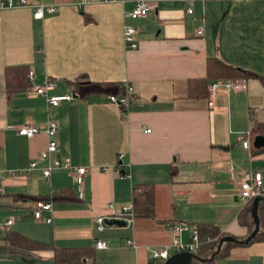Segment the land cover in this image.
<instances>
[{
    "label": "crops",
    "instance_id": "1",
    "mask_svg": "<svg viewBox=\"0 0 264 264\" xmlns=\"http://www.w3.org/2000/svg\"><path fill=\"white\" fill-rule=\"evenodd\" d=\"M42 1L57 4L56 10L41 18L28 7L0 11V264H53L50 248L8 244L10 231L57 247L89 245L99 254L129 255L134 264H152L149 249L172 241L166 222L212 225L223 236L253 238L260 201L255 210V199L241 201L233 179L248 168L264 173V154L252 143L264 134V0H149L151 11L139 17L126 14L135 0ZM127 23L138 28L136 48L124 43ZM210 56L259 76H240L245 86L239 89L219 87L212 105L207 95L188 97L187 80L206 75ZM12 64H25L33 76L8 94L4 68ZM48 77L54 80L49 94L73 98L47 104L34 89ZM77 80L120 81L132 91L121 106L106 93L79 97ZM47 120L58 123L60 156L88 167L82 197L65 169L48 179L38 168L9 173L27 167L48 140L43 131L27 137L15 126ZM246 137L249 147L242 144ZM138 182L153 183L158 220L138 216L97 231L96 216L118 219ZM64 187L75 199L45 198L51 210L42 214L52 222L35 220L36 199L25 195ZM9 216L13 223L4 230ZM96 240L117 247L96 249ZM216 263L264 264V241L233 246Z\"/></svg>",
    "mask_w": 264,
    "mask_h": 264
},
{
    "label": "built area",
    "instance_id": "2",
    "mask_svg": "<svg viewBox=\"0 0 264 264\" xmlns=\"http://www.w3.org/2000/svg\"><path fill=\"white\" fill-rule=\"evenodd\" d=\"M86 1V0H85ZM15 7H28L32 9L34 17L41 18L45 12H54L57 8V4H47L42 0H0V11L3 9L15 8ZM151 4L149 0H135L132 8L126 12L127 15L132 17H139L148 14L151 11ZM189 12L192 11L191 7H188ZM203 27L198 29V33L201 34ZM138 28L133 24H125L123 26V40L128 48H136L138 45L137 39ZM28 76L31 78L33 72L28 71ZM54 85L52 78H46L41 84L37 85L34 89L36 93H39L45 97L47 104L59 105L64 100H71L73 98L72 93L66 94H49L48 89ZM244 78L230 77V78H217L213 79L207 88L208 105L213 104V97L217 93L219 87H223L228 90L239 89L244 87ZM132 91L131 85H126V93L124 95L109 94V101L118 105H126L129 100V93ZM12 127V126H11ZM16 132L27 137H32L35 134L43 131L46 133L48 140L46 147L42 150L37 157L30 160L29 164L25 168L9 169V173L13 176L22 174L25 170H32L38 168L44 178L48 179L51 172L55 169L67 170L75 180L77 194L83 196V184L84 176L88 173V167L84 165L74 164L69 156H60L59 143L56 138L58 131V123L55 120H47L45 125H18L15 126ZM149 129H147L148 131ZM242 144L245 147L250 146V139L244 138ZM122 153L117 156V168L122 158ZM237 187V195L241 201H250L259 199L264 203V173L259 169L248 168L242 171L233 179ZM4 193L3 186L0 185V194ZM112 203H108V207H112ZM123 214L118 216V219L123 221H131L132 218V202L129 205L123 204L121 206ZM51 203L43 199H36L34 201L33 216L35 220L50 223L52 222L51 215H43L42 211H50ZM108 219V218H107ZM104 215H97L94 219L95 229L97 231H103L108 225L105 223ZM13 223V219L9 216L2 225L5 230L6 227ZM168 230L172 233V241L160 247H154L149 249V258L152 264H163L171 255L178 252H188L195 255L199 250L202 241L200 240L198 227L194 223L187 221H173L166 224ZM187 233L188 238L182 239V234ZM205 239L210 241L211 238L206 236ZM125 246H133L131 239H125ZM96 249H105L108 247L107 242L102 240H96L94 243Z\"/></svg>",
    "mask_w": 264,
    "mask_h": 264
},
{
    "label": "trees",
    "instance_id": "3",
    "mask_svg": "<svg viewBox=\"0 0 264 264\" xmlns=\"http://www.w3.org/2000/svg\"><path fill=\"white\" fill-rule=\"evenodd\" d=\"M28 70L29 69L25 64H12L5 66L4 79L8 94L26 87L28 84ZM240 76L259 75L251 70L228 63L217 56L207 57L206 75L189 78L187 80V96L191 98L206 97L208 85L213 79ZM74 91L81 98L87 97L93 93L124 95L126 93V86L120 81L77 80L74 82ZM256 151L264 154V146L257 148ZM25 196L44 200L46 198V200L49 199L53 201H71L76 197L71 187L60 188L46 196L29 194ZM131 196L132 215L130 218H132V216L133 218L144 216V218L158 220L155 215V194L152 182L134 183ZM258 201L260 200L258 199ZM258 210L260 212L259 223L262 230L249 240H240L231 237L233 240L223 242L218 251L217 249L221 240L229 236L221 235L215 226L198 225L197 227L202 243L199 250L194 255L192 264H217L216 261L218 259L229 255L233 246L248 244L255 240L264 241V203L262 201L259 203ZM167 223L168 222H166V224ZM206 236H209L211 240L207 241L205 239ZM5 241L11 246H19L22 248H50L53 253V264H96L95 250L89 245L57 247L52 244L38 242L16 231L5 233Z\"/></svg>",
    "mask_w": 264,
    "mask_h": 264
},
{
    "label": "water",
    "instance_id": "4",
    "mask_svg": "<svg viewBox=\"0 0 264 264\" xmlns=\"http://www.w3.org/2000/svg\"><path fill=\"white\" fill-rule=\"evenodd\" d=\"M76 96V95H75ZM253 146L259 148L264 146V134H257L254 136L253 138ZM257 201L258 199H255L254 201V210L257 207ZM259 220H257V226H256V230L253 232L252 237L257 233L258 228H259ZM105 223L108 226L111 225H116V226H125V222L122 219H106ZM251 238V236H249L248 240ZM233 239L231 237H227L223 240H221L217 251L221 248V245L223 242L225 241H232ZM194 258L193 254H190L188 252H178L175 253L173 255H171L163 264H192V260Z\"/></svg>",
    "mask_w": 264,
    "mask_h": 264
},
{
    "label": "rangeland",
    "instance_id": "5",
    "mask_svg": "<svg viewBox=\"0 0 264 264\" xmlns=\"http://www.w3.org/2000/svg\"><path fill=\"white\" fill-rule=\"evenodd\" d=\"M106 230H111L110 226H108ZM117 239H120V238H117ZM108 244L110 245V247H117L115 242L111 243V241H108ZM128 258H129V255L124 256L122 254H99L95 252L96 264H134V262Z\"/></svg>",
    "mask_w": 264,
    "mask_h": 264
}]
</instances>
